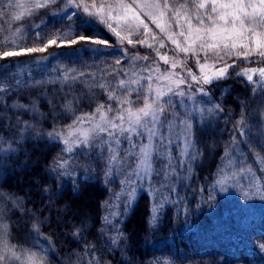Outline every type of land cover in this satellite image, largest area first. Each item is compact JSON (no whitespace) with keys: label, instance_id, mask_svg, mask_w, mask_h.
<instances>
[{"label":"snow or ice","instance_id":"obj_1","mask_svg":"<svg viewBox=\"0 0 264 264\" xmlns=\"http://www.w3.org/2000/svg\"><path fill=\"white\" fill-rule=\"evenodd\" d=\"M41 15L39 24L27 23ZM49 22L54 30L42 31ZM29 37L30 47L25 46ZM37 53L46 54L33 56ZM22 56L35 59L41 72L51 60L69 63H58L55 76L37 79L21 69L26 61L15 58ZM0 69H16L0 76V170L21 155L27 170L29 144L59 148L45 168L55 188L41 178L33 182L39 199L0 190V264H51L53 256L58 264H112L105 255L116 251L124 264H135L127 255L123 225L138 194L147 191L150 199L145 223L151 230L168 205L184 203L187 214L178 186L191 181L205 155L198 133H215L221 119L226 127L220 132L229 138L207 199L213 198L211 189L231 186L244 200L264 201V176L248 161L251 153L264 173V0H0ZM230 79L249 90L237 99L238 113L226 111L213 96V89ZM57 84L50 94L48 86ZM77 84L86 91L75 94ZM227 94L224 88L221 96ZM79 157L86 160L82 171ZM157 158L166 161L159 169ZM97 163L110 193L100 204L99 250L84 243L92 225L83 210L66 205L52 216L65 187L71 185L76 196L82 183L96 181ZM118 178L120 190L113 192L109 186ZM45 228L62 230L79 247L58 255L54 233ZM256 248L264 253V239ZM178 259L183 264L188 258ZM148 264L176 261L154 257Z\"/></svg>","mask_w":264,"mask_h":264},{"label":"trees","instance_id":"obj_2","mask_svg":"<svg viewBox=\"0 0 264 264\" xmlns=\"http://www.w3.org/2000/svg\"><path fill=\"white\" fill-rule=\"evenodd\" d=\"M42 19H45L43 15L30 19L27 23L39 24ZM59 27L60 24L56 23L55 28ZM53 30L54 26L51 22L48 23L47 28L42 29L44 32ZM104 35L105 38H109L115 43V38L111 34L105 32ZM33 43V39L29 37L25 46H33ZM138 50L141 55L149 54V51ZM49 51H57V49L52 48ZM45 54L37 53L33 54V56ZM131 54L135 55L136 53L133 51ZM15 59L26 61V63L20 65L21 69L24 70L25 75L31 72L37 79H47L49 74L55 76L53 68L58 63H69L64 58H61L60 61L51 60L48 67L44 68L43 72H41L40 66L36 63L35 59L30 60L28 56ZM106 59L111 62L113 57H107ZM84 60L89 61V57L85 56ZM15 71L16 69H8L7 71L0 69V76L8 75ZM59 87L58 84L54 86L49 85L50 94L53 88L58 89ZM224 88L228 89V94L221 96V91ZM73 91L79 95L81 92L86 91L85 85L77 84ZM248 93L249 90L246 85L240 83L239 80L233 79L222 82L219 87L213 89L215 100L222 101L226 111L235 110L237 113L239 112L237 99H245ZM46 106L45 101V108ZM82 107L85 111L88 110L86 104ZM45 126L47 127V125ZM225 127L224 120L221 119L215 133L211 130L207 132L208 145H211L215 141L217 147L209 148L207 146L210 157L206 156L204 164L195 168L191 177L192 190L188 191L195 197L199 194H202L203 197L205 196L204 199L209 206L207 216L203 217L201 221L198 220L196 230L189 234L182 233L180 231L183 225L182 218L173 217V210L169 209L166 217L161 219L157 225V229L151 230L145 223L150 200L146 195L140 196L138 203H136L135 208L130 213V217L123 225L125 232L129 236L127 255L129 258H134L135 264H148V261L154 257H171L176 261V264H182L181 260L178 259L181 255L188 258L183 264H264V253H260L256 248L257 242L264 239V213L261 214L258 211L245 212L244 209H239L241 205L235 210L232 207H226L220 195L221 193L216 192L214 189H211L213 198L210 201L207 199L212 172L213 174L215 173L217 165L220 163L219 157L223 150L224 141L229 138L227 132H220V129H224ZM227 127L230 128L231 124H228ZM28 148L31 150V157L27 160V170L21 167V164L25 161L23 155L20 156L19 160L7 162L9 165L7 169L0 170V190L17 195L27 193L33 196V198L39 199V194L36 192L33 182L43 178L41 179V183H47L55 188V182L47 178L45 168L59 151V148L51 145L45 147L42 143L36 149H33L31 144L28 145ZM84 159L82 160L84 161ZM248 161L256 169L257 175L264 176V173H260L259 167L251 153L248 154ZM80 165L82 168L83 164L80 163ZM93 167L100 170V175L96 177V181L87 184L82 183L80 194L76 196L72 193L71 185L65 187L62 196L53 206L52 216L54 219L58 214L55 211L56 208L66 205H70L74 210L86 209L88 212H91L90 222L92 226L89 231L84 233L86 237L84 243L93 242L99 250L103 241L98 239V230L101 225V217L104 214L100 208V204L102 201L108 199L110 194L101 182L103 166L97 163ZM30 188L32 189L31 192H29ZM200 188H204L205 191L201 193L199 191ZM202 198H198L196 201L204 204L201 201ZM202 204H200L199 210H201ZM224 212L227 213V216H224L226 215ZM44 231L54 233L53 240L57 246L58 255H64L67 251L79 247L74 241H71L70 237L65 239L61 234L62 230L45 228ZM211 231L216 233L215 236L217 237H214V239L207 238L208 232ZM146 239L147 243H145ZM53 257L57 258V256ZM105 259L111 260L112 264H124L119 251L107 253Z\"/></svg>","mask_w":264,"mask_h":264},{"label":"rangeland","instance_id":"obj_3","mask_svg":"<svg viewBox=\"0 0 264 264\" xmlns=\"http://www.w3.org/2000/svg\"><path fill=\"white\" fill-rule=\"evenodd\" d=\"M143 50L148 51L146 49H143ZM169 54L171 55V53H169ZM164 131L167 132V129H164ZM207 134H208L207 132H203V131L198 133L199 139L202 142L200 146L204 148L205 155H204L202 160H198L197 161L195 168H197L198 166L204 164V159H205L206 156L210 157L209 156V152L207 151V146H208ZM123 147L127 148L128 147L127 143H125L123 145ZM162 151H167V148H162ZM172 152H173V156H177L178 155V152H177V150L175 148L172 149ZM82 159H84V157L77 158V163L80 162L81 164H83L82 168L80 169L81 171L83 170V167L86 166V160L84 159V161H83ZM134 161H135V158L132 159L131 163L134 164ZM163 163H166V161H164V160H162L160 158H157L154 161V166L157 169H159L162 166ZM192 176H193V174H192ZM213 176H214V174L212 172V179H213ZM119 179L120 178L117 179L115 184L109 186L113 192H116V191L120 190ZM212 179H211V182H212ZM159 183H160V181H158V180H154V182H153L154 186H157V187L159 186ZM145 188L147 189V185H145ZM106 189L108 190V188H106ZM178 190L180 192V195L185 198V203H187V206H188V209H189L188 213L185 214V212L183 211L184 203H182L179 206V208L173 207L172 205H168V206H166V209L164 211V215L162 216L161 219H164L166 217V213H167V211L169 209L173 210V217H176V218H179V219L182 218L181 220H183V222H182L183 225L180 228V231L182 233H188L189 234V233H191V232H193L194 230L197 229L196 223L198 222V220L201 221V220H203V217L207 216V212H209V209H208L209 206H208V203L206 204V201L204 199L205 196L203 197L202 194L201 195L199 194L197 197H195V196H193V194L188 192L189 190H192L191 189V181H185L183 185H179L178 186ZM214 190L216 192H218V193L219 192L221 193L220 195H221L222 200H223V202H224L226 207H232V208H234L233 210H235L236 208H238L241 205L239 207V209L240 210L244 209L245 212L250 213L251 211H258V213H261V214L264 213V201L260 200L258 202L259 199L255 198V197L250 199V200H244L241 191L238 188H236V187L229 186V187H227L226 191H223V192L219 190V187H216ZM142 195H146L148 197L147 191H145L142 194H138V200H137L136 203H138L139 198ZM173 198H175V197H173ZM198 198H202L201 201L205 205L202 204L201 202L196 201ZM200 204H202L201 210H199L200 209ZM197 205H199V207H197ZM82 210H83V212L85 214H87V216L89 218H91V216H92L91 212H88L86 209H82ZM224 214H226L224 216H227L226 212H224ZM263 216H264V214H263ZM129 217H130V214L127 217V219ZM208 234L209 235H208L207 238H209V239H211V238L214 239V237H217V236H215L216 233H213L212 231L208 232ZM221 237H222V235H221ZM51 264H58V260H57L56 257H52Z\"/></svg>","mask_w":264,"mask_h":264}]
</instances>
